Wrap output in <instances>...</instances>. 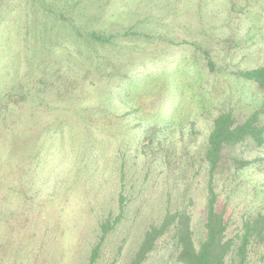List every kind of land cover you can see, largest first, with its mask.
Returning a JSON list of instances; mask_svg holds the SVG:
<instances>
[{
    "label": "rangeland",
    "instance_id": "1",
    "mask_svg": "<svg viewBox=\"0 0 264 264\" xmlns=\"http://www.w3.org/2000/svg\"><path fill=\"white\" fill-rule=\"evenodd\" d=\"M263 66L264 0H0V264H130L175 210L198 246L210 185L227 236L264 212V143L205 160L220 113L264 125Z\"/></svg>",
    "mask_w": 264,
    "mask_h": 264
},
{
    "label": "trees",
    "instance_id": "2",
    "mask_svg": "<svg viewBox=\"0 0 264 264\" xmlns=\"http://www.w3.org/2000/svg\"><path fill=\"white\" fill-rule=\"evenodd\" d=\"M91 35L97 38L95 34ZM245 75L264 87V66ZM243 141H251L255 146L264 143V125L258 121L257 114L238 122L231 112L220 113L214 120L205 151L211 176L224 147ZM215 201L216 194L210 185L204 222L206 236L198 246L192 238L189 215L184 210L167 211L159 225H152L146 231L130 264L143 261L153 249L156 239L168 231L172 232L176 262L179 264H252V255L258 247L261 248L260 258L264 260V212L243 221L240 230L227 236L226 222L222 213L216 211Z\"/></svg>",
    "mask_w": 264,
    "mask_h": 264
}]
</instances>
